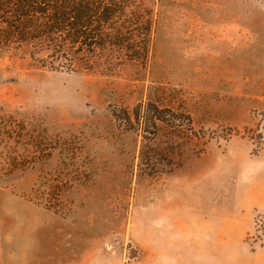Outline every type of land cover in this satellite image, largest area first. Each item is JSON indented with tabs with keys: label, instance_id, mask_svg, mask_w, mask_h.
<instances>
[{
	"label": "rangeland",
	"instance_id": "rangeland-1",
	"mask_svg": "<svg viewBox=\"0 0 264 264\" xmlns=\"http://www.w3.org/2000/svg\"><path fill=\"white\" fill-rule=\"evenodd\" d=\"M145 4L146 62L0 56V129L62 145L27 163L0 139V264H264V0ZM138 106L162 121L112 116Z\"/></svg>",
	"mask_w": 264,
	"mask_h": 264
},
{
	"label": "trees",
	"instance_id": "trees-1",
	"mask_svg": "<svg viewBox=\"0 0 264 264\" xmlns=\"http://www.w3.org/2000/svg\"><path fill=\"white\" fill-rule=\"evenodd\" d=\"M145 3L146 0H0V56L21 51L53 72L68 74L146 62L153 49L156 16L154 8ZM141 110V106L133 112L121 109L112 116L130 124L134 119L139 125L142 120L148 125L155 117L163 119L153 107H148L145 114ZM11 125L12 132L6 127L0 129V139H11L12 133L21 137V157L27 163H33L44 149L50 154L62 149L58 140L35 139L33 128L25 122L13 120Z\"/></svg>",
	"mask_w": 264,
	"mask_h": 264
},
{
	"label": "crops",
	"instance_id": "crops-1",
	"mask_svg": "<svg viewBox=\"0 0 264 264\" xmlns=\"http://www.w3.org/2000/svg\"><path fill=\"white\" fill-rule=\"evenodd\" d=\"M68 223V221L66 222V221H64L63 222V224H67ZM76 229H78V228H74V230H73V232L74 231H77ZM78 230H80V229H78ZM60 233L63 231V229L62 228H59V230H58ZM80 231H82V230H80ZM228 232H226L225 234H223V236H221L220 238H219V240L221 241V242H223V244H228V243H235V244H238V243H241V242H243L244 241V237L243 236H241V237H237V236H233V235H231V236H228ZM0 243H2V241L0 240ZM109 258V259H108ZM109 261H111V264H114V259L112 258L111 259V255H108V257H107V260H105L104 259V262H103V264H110V262Z\"/></svg>",
	"mask_w": 264,
	"mask_h": 264
}]
</instances>
